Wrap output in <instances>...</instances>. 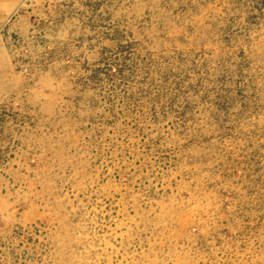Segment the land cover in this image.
<instances>
[{"label":"rangeland","instance_id":"1","mask_svg":"<svg viewBox=\"0 0 264 264\" xmlns=\"http://www.w3.org/2000/svg\"><path fill=\"white\" fill-rule=\"evenodd\" d=\"M0 0V264H264V0Z\"/></svg>","mask_w":264,"mask_h":264},{"label":"crops","instance_id":"2","mask_svg":"<svg viewBox=\"0 0 264 264\" xmlns=\"http://www.w3.org/2000/svg\"><path fill=\"white\" fill-rule=\"evenodd\" d=\"M42 1H43L45 4H47V3L49 4V2H50V1H49V2H47V1H45V0H42ZM50 3H51V2H50Z\"/></svg>","mask_w":264,"mask_h":264}]
</instances>
